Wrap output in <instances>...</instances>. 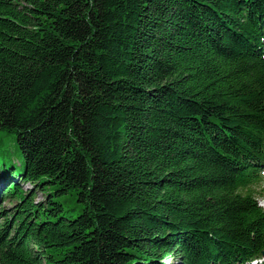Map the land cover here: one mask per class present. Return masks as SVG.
Masks as SVG:
<instances>
[{"label": "trees", "instance_id": "1", "mask_svg": "<svg viewBox=\"0 0 264 264\" xmlns=\"http://www.w3.org/2000/svg\"><path fill=\"white\" fill-rule=\"evenodd\" d=\"M263 171L264 0H0V264H251Z\"/></svg>", "mask_w": 264, "mask_h": 264}, {"label": "rangeland", "instance_id": "2", "mask_svg": "<svg viewBox=\"0 0 264 264\" xmlns=\"http://www.w3.org/2000/svg\"><path fill=\"white\" fill-rule=\"evenodd\" d=\"M8 142H9L8 138L4 139V143H8ZM3 150L9 156L13 155V153H14V148L11 145L4 146ZM263 177H264V173H263ZM23 187L25 189L29 188V186L26 185V184H24ZM261 189L263 190L262 192H264V184H262ZM38 199H40V197H38ZM257 200H258V204L264 209V194L263 195H258ZM5 206L8 207V203H5Z\"/></svg>", "mask_w": 264, "mask_h": 264}, {"label": "water", "instance_id": "3", "mask_svg": "<svg viewBox=\"0 0 264 264\" xmlns=\"http://www.w3.org/2000/svg\"><path fill=\"white\" fill-rule=\"evenodd\" d=\"M263 256H264V252H263Z\"/></svg>", "mask_w": 264, "mask_h": 264}]
</instances>
